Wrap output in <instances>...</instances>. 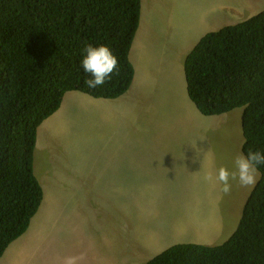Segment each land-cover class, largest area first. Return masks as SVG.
Returning <instances> with one entry per match:
<instances>
[{"label": "rangeland", "instance_id": "rangeland-1", "mask_svg": "<svg viewBox=\"0 0 264 264\" xmlns=\"http://www.w3.org/2000/svg\"><path fill=\"white\" fill-rule=\"evenodd\" d=\"M263 10L264 0H142L136 35L140 41L137 95L134 104L122 110L132 127L129 141L139 149L134 155L147 159L149 172L131 178L125 170L91 181L90 190L80 191L71 179L77 174L74 160L88 159V154L77 151L64 123L54 120L53 128L39 129L34 174L45 195L56 192L62 200L65 195L72 206L67 210L81 204L79 226L52 223L42 241L50 237L60 254L94 251L108 255L110 264H148L174 245L216 246L231 237L254 186L231 181L230 193L224 194L220 183L203 177L207 172L215 177L221 166L232 169L242 154L243 109L202 115L183 92L185 62L180 45L166 50L162 29L166 24L179 40H193ZM165 51L168 64L154 60L159 53L164 58ZM94 100L85 94L65 98L63 109L76 103L90 111ZM86 125L90 135V112ZM70 221L77 225L74 216ZM34 231L23 238L28 244L38 240ZM0 264H9L8 258Z\"/></svg>", "mask_w": 264, "mask_h": 264}, {"label": "trees", "instance_id": "trees-1", "mask_svg": "<svg viewBox=\"0 0 264 264\" xmlns=\"http://www.w3.org/2000/svg\"><path fill=\"white\" fill-rule=\"evenodd\" d=\"M142 0H0V258L43 201L34 174L38 127L65 95L117 99L134 79L130 52ZM107 45L117 71L86 87V45ZM188 94L207 117L243 109L242 152H264V10L205 35L185 59ZM234 234L221 245L178 244L148 264H264V164Z\"/></svg>", "mask_w": 264, "mask_h": 264}, {"label": "crops", "instance_id": "crops-1", "mask_svg": "<svg viewBox=\"0 0 264 264\" xmlns=\"http://www.w3.org/2000/svg\"><path fill=\"white\" fill-rule=\"evenodd\" d=\"M162 35L165 40L163 44L167 45L166 50L171 48L170 46L179 43L183 52V60L200 38L199 36L193 40H179L173 36L172 31L166 27V24L163 25ZM138 38L135 37L130 52V60L134 67V79L129 91L117 99L94 100L95 102L91 103L90 111L81 107L77 115L76 129L79 130L81 123L85 120V115L90 112V143L87 147L89 158L75 159L74 165H76L77 174L74 177L71 176L75 188L80 191L90 190L91 181H102L100 177L104 176L109 178L112 175L119 176L125 170H128V175L131 178L143 177L149 172V167L146 164L147 159L142 156L135 157L134 155L139 149L129 141L132 127H130V120L122 110V107H131L135 102V95H137L135 69L136 63L139 62L140 41H138ZM168 57L165 51L164 58L159 53L154 60L157 59L168 64ZM151 66H154L153 61ZM177 68L175 67L174 73ZM183 75L185 81L183 92L188 96L185 67ZM61 195L56 192L51 195H45L44 193L42 205L32 219L28 230L10 245L3 257L0 258V261L8 258L9 264H63L65 257L76 256L81 257L79 264H110L108 255L97 254L94 251L86 254H71L68 252L60 254L55 248V242L50 237L42 241L52 223L62 224L73 229L80 225L81 204H78L73 211L72 209L67 210L72 207L67 203H71L65 195L62 200ZM72 216L77 219V225L75 226L71 225L70 218ZM33 230H35L34 235L38 240L28 244L23 238Z\"/></svg>", "mask_w": 264, "mask_h": 264}, {"label": "clouds", "instance_id": "clouds-1", "mask_svg": "<svg viewBox=\"0 0 264 264\" xmlns=\"http://www.w3.org/2000/svg\"><path fill=\"white\" fill-rule=\"evenodd\" d=\"M202 38L203 37H200L198 39V41L195 43V45L192 47L189 53L185 56V59L191 53V51L196 47V45L200 42ZM83 51L85 55L83 56L81 60V66L84 72L89 75V78L84 81L86 87H88L89 89H95L97 87L103 86L106 82H108L111 79L112 74L117 71L118 57L113 53L112 49L109 46L103 45V44L99 46H94L91 44L86 45ZM185 59H184V62H185ZM187 94H188V88H187ZM81 95H83V93H80L77 91H72L69 95H65L59 109L52 115L48 116L39 125L37 131L39 132V129H42L43 131L46 129L48 130V128H53L54 120L60 121V123H64V127H67L68 130L70 131V134H72V136L74 137L76 141L77 151H80L81 154L86 153L89 155V150H87V147L89 146V143H90L89 126L86 125L89 113L85 115V120L83 121V123H81L79 130H78L76 129V124L78 120L77 115L79 114L81 107L75 103L72 106L69 105L67 109H63V103H64L65 98H68L70 100L73 97L74 98L80 97ZM188 97H189V94H188ZM37 144H38V137H37ZM261 164H264V152L250 151L247 155H244L242 152L241 155H238L235 158L232 169H229L228 167H225V166H221L218 168L215 174V177L213 176L211 172H207L204 175L203 179L206 182H212L213 180H215L216 182L220 183L222 185L221 191L224 194L230 193L231 187H232L231 181H238L239 185L242 187L254 186L252 189L253 191L256 184L258 183L257 181L258 176H259L258 166ZM203 166H204V161H203ZM242 215H241L240 221L242 219ZM239 223H238V226H239ZM80 259L81 257L68 256L64 258L63 264H79Z\"/></svg>", "mask_w": 264, "mask_h": 264}, {"label": "flooded vegetation", "instance_id": "flooded-vegetation-1", "mask_svg": "<svg viewBox=\"0 0 264 264\" xmlns=\"http://www.w3.org/2000/svg\"><path fill=\"white\" fill-rule=\"evenodd\" d=\"M215 161H216V157H215ZM216 165L218 166V161H216Z\"/></svg>", "mask_w": 264, "mask_h": 264}]
</instances>
